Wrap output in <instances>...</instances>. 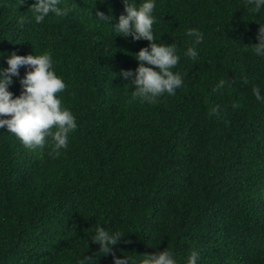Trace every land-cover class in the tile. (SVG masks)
<instances>
[{"label":"trees","instance_id":"16d2710c","mask_svg":"<svg viewBox=\"0 0 264 264\" xmlns=\"http://www.w3.org/2000/svg\"><path fill=\"white\" fill-rule=\"evenodd\" d=\"M32 2L0 0V67L13 50H50L78 127L58 150L29 149L0 128V264H78L99 247L97 223L120 230L116 254L137 261L167 247L178 264L193 248L197 264H264V102L253 93L264 95V56L251 46L264 8L156 0V40L176 43L184 83L148 103L131 100L119 75L148 41L95 17L114 23L122 0H61L73 11L39 23ZM189 27L204 34L195 58L183 54ZM9 90L19 94V77Z\"/></svg>","mask_w":264,"mask_h":264},{"label":"clouds","instance_id":"9594fccd","mask_svg":"<svg viewBox=\"0 0 264 264\" xmlns=\"http://www.w3.org/2000/svg\"><path fill=\"white\" fill-rule=\"evenodd\" d=\"M249 2L255 12L264 8V0ZM122 4L124 11L118 15L114 23H110L112 16L101 10H96L95 17L100 22L110 25L113 34L148 41L147 45L133 53L137 61L135 69L122 68L119 72L120 77L126 81L124 85L130 91V99L155 103L165 93L174 95L184 83L183 74L174 70L181 57L176 43L156 40L154 33V23L157 19L154 15L156 0H122ZM28 8L37 23L45 20L50 13L60 18L68 16L73 11L70 4H62L61 0H33ZM258 25L255 33L257 42L251 46L256 55L264 56V23ZM186 35L191 40L183 54L195 58L198 55L196 45L203 41L204 34L198 28L189 27L186 29ZM3 55L0 53V56ZM4 59L6 67H0V128H6L29 149L36 150L49 144L53 150L66 148L70 133L78 125L73 112L57 95L65 89L66 84L53 67L51 51L18 54L13 50L4 56ZM21 66L24 67L23 75L19 71ZM13 77H19L21 91L18 95L9 90ZM223 84L224 81L221 80L217 87ZM253 93L258 100L264 102V95L261 94L259 86L253 88ZM218 108L217 105L213 111ZM55 154L59 155V151H55ZM123 236L120 230L97 223L90 239L99 247L94 255L81 256L78 264H98V257L107 254L112 255V264H178L174 252L167 247L161 251L145 253L138 261L124 254L117 255L113 246ZM198 259L199 252L193 248L184 259V264H197Z\"/></svg>","mask_w":264,"mask_h":264}]
</instances>
